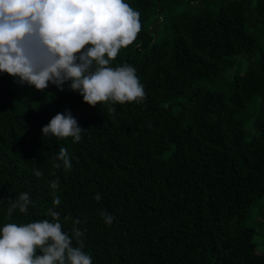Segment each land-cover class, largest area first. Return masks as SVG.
Here are the masks:
<instances>
[{
	"label": "trees",
	"instance_id": "16d2710c",
	"mask_svg": "<svg viewBox=\"0 0 264 264\" xmlns=\"http://www.w3.org/2000/svg\"><path fill=\"white\" fill-rule=\"evenodd\" d=\"M125 2L141 30L112 67L136 69L141 103L90 107L67 84L26 103L0 73V228L54 208L70 235L81 221L93 264H264V0ZM66 110L81 140H42ZM60 147L70 171L54 167ZM22 192L34 206L9 218Z\"/></svg>",
	"mask_w": 264,
	"mask_h": 264
},
{
	"label": "clouds",
	"instance_id": "9594fccd",
	"mask_svg": "<svg viewBox=\"0 0 264 264\" xmlns=\"http://www.w3.org/2000/svg\"><path fill=\"white\" fill-rule=\"evenodd\" d=\"M140 30V15L125 0H0V73L37 91L50 84L63 91L67 84L90 107L141 103L146 93L136 69L128 64L112 67L120 49L133 43ZM108 111L114 113L115 108L109 106ZM84 131L66 110L42 127V140L72 138L76 143ZM55 160V168L71 170L66 148H59ZM34 175L39 178L42 172L34 170ZM58 186V179L50 182L52 190ZM94 199L99 202L101 195ZM7 202L9 218L17 210L27 214L34 206L26 192ZM59 204L54 196L53 205ZM99 215L106 225L112 224L114 217L106 210ZM47 216L51 220L0 228V264H93L83 250L81 221L72 220L70 235L58 211L50 208Z\"/></svg>",
	"mask_w": 264,
	"mask_h": 264
},
{
	"label": "rangeland",
	"instance_id": "374dc122",
	"mask_svg": "<svg viewBox=\"0 0 264 264\" xmlns=\"http://www.w3.org/2000/svg\"><path fill=\"white\" fill-rule=\"evenodd\" d=\"M3 80L11 90L19 93L23 97L26 103L34 102L35 100L39 99V97H41L42 95H45L50 86L49 85L48 88L43 91H37L34 87H29L28 85L21 86L11 76L10 77L7 76ZM251 136L252 135H250L249 137ZM260 202L263 207L264 206L263 200H261ZM256 221L262 222L263 220H258L257 218ZM255 226H256V235L254 236V241L256 243V252L261 254L264 252V224L262 225L256 224Z\"/></svg>",
	"mask_w": 264,
	"mask_h": 264
}]
</instances>
